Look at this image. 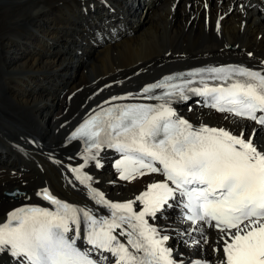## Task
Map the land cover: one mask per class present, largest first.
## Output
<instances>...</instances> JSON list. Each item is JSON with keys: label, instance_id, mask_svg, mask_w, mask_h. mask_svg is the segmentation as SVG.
<instances>
[{"label": "bare ground", "instance_id": "6f19581e", "mask_svg": "<svg viewBox=\"0 0 264 264\" xmlns=\"http://www.w3.org/2000/svg\"><path fill=\"white\" fill-rule=\"evenodd\" d=\"M220 62L264 74V0H0V222L18 205L51 204L37 195L45 188L98 218L111 219V213L91 198L90 189L134 201L133 210L141 211L136 197L160 176L122 180L111 150L83 151L67 135L104 100L139 99L136 92L146 82ZM186 96L193 104L178 96L171 102L179 117L196 128L243 132L245 138L255 130L253 142L264 151V128ZM75 168L92 178L87 185L76 179ZM5 190L20 194L7 197ZM180 199L176 193L145 219L169 237L164 244L177 263L219 264L222 251L213 248H222V233L203 226L204 243L196 231L200 224L184 220ZM84 227L82 221L81 234ZM121 231L131 229L123 224L114 231L126 244ZM0 264L18 262L3 251Z\"/></svg>", "mask_w": 264, "mask_h": 264}, {"label": "snow or ice", "instance_id": "6c2138e0", "mask_svg": "<svg viewBox=\"0 0 264 264\" xmlns=\"http://www.w3.org/2000/svg\"><path fill=\"white\" fill-rule=\"evenodd\" d=\"M204 71L217 79L227 80L233 74L247 79L227 88H189L191 80L171 84L168 81L177 77L169 76L143 89L145 93L167 89L163 95L148 97L164 103L109 109L107 119L94 116L73 133V138L92 141L90 148L107 144L124 153L116 163L121 179H135L137 173L163 174L164 182L149 185L136 197L143 204L141 211L133 210L134 201L112 203L102 192L90 189L97 204L112 210L111 219H98L90 210L61 202L45 188L37 195L56 205V211L31 207L9 213L8 221L0 225V252H9L18 264H104L109 257L103 253L114 258L111 264H177L171 250L164 247L169 237L160 236L145 217H154L179 193L185 198L186 219L200 224L196 231L204 243L208 240L203 225L222 233V248H213L222 251L219 264H264V151L253 142L255 130L245 138L243 132L234 135L223 128H196L170 107L173 97L187 99V90L211 96L214 102L210 106L220 112L264 126V74L230 66L186 75ZM258 112L262 114L258 116ZM72 171L81 184L92 179L81 174V168ZM82 221L86 243L92 246L83 251L76 246ZM123 224L131 229L120 232L127 236L126 244L114 234ZM92 250L99 253L97 258L90 255Z\"/></svg>", "mask_w": 264, "mask_h": 264}, {"label": "rangeland", "instance_id": "374dc122", "mask_svg": "<svg viewBox=\"0 0 264 264\" xmlns=\"http://www.w3.org/2000/svg\"><path fill=\"white\" fill-rule=\"evenodd\" d=\"M115 12V11H114ZM114 12H111V13H114ZM147 20V19H146ZM66 93H68V92H66ZM71 94H68L67 95V97H69ZM193 100L190 98V97H188L187 99H186V101H185V105L186 106H188L189 104L188 103H192L193 104V102H192ZM188 104V105H187ZM13 173H15V172H13ZM8 191H10V190H5L4 192H3V194L5 195V196H7V197H11V196H9V195H7V192ZM6 192V193H5ZM31 202V201H30Z\"/></svg>", "mask_w": 264, "mask_h": 264}]
</instances>
